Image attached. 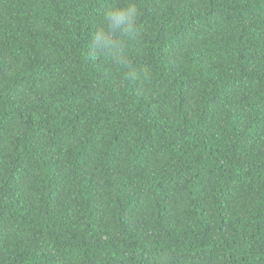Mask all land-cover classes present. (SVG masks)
I'll list each match as a JSON object with an SVG mask.
<instances>
[{
	"label": "trees",
	"instance_id": "16d2710c",
	"mask_svg": "<svg viewBox=\"0 0 264 264\" xmlns=\"http://www.w3.org/2000/svg\"><path fill=\"white\" fill-rule=\"evenodd\" d=\"M112 3L0 0V264H264V0H137L136 77Z\"/></svg>",
	"mask_w": 264,
	"mask_h": 264
},
{
	"label": "clouds",
	"instance_id": "9594fccd",
	"mask_svg": "<svg viewBox=\"0 0 264 264\" xmlns=\"http://www.w3.org/2000/svg\"><path fill=\"white\" fill-rule=\"evenodd\" d=\"M140 16L141 9L137 0H127L123 6L119 0H113L103 14V27L93 34L90 44L92 52L126 69L131 77H136L138 73L126 53L127 38L137 30ZM143 75L147 79L149 73L145 71Z\"/></svg>",
	"mask_w": 264,
	"mask_h": 264
}]
</instances>
